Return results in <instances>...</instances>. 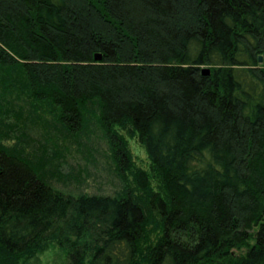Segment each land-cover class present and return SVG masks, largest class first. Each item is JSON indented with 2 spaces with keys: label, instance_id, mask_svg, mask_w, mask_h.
Listing matches in <instances>:
<instances>
[{
  "label": "trees",
  "instance_id": "1",
  "mask_svg": "<svg viewBox=\"0 0 264 264\" xmlns=\"http://www.w3.org/2000/svg\"><path fill=\"white\" fill-rule=\"evenodd\" d=\"M70 148L111 191L83 188ZM49 247L264 264V0H0V264Z\"/></svg>",
  "mask_w": 264,
  "mask_h": 264
},
{
  "label": "rangeland",
  "instance_id": "2",
  "mask_svg": "<svg viewBox=\"0 0 264 264\" xmlns=\"http://www.w3.org/2000/svg\"><path fill=\"white\" fill-rule=\"evenodd\" d=\"M127 140V147L130 151L131 158L135 165L140 166L142 168H145L147 165V160L144 154L143 149L140 147V145L137 143L135 138H126ZM99 144L102 145L100 142ZM100 145V146H101ZM102 148L100 147V150ZM84 150L82 149H75L70 148L69 152L65 154V162L68 163V165L73 168V170H82V173H85L84 175V182H83V188L88 192H94V191H103V192H109L113 188L111 185V181L113 180L112 175L104 170L105 165H102L101 162L104 161V159L101 156H98L100 154H95V160L96 163H89L86 162L83 159V155L85 154L82 152ZM103 167V168H102ZM64 171L68 170V166H65ZM77 172V171H76ZM61 254L58 253V250L56 247H49L46 250H44L42 253L38 254L36 259L34 260V264H56L61 260Z\"/></svg>",
  "mask_w": 264,
  "mask_h": 264
},
{
  "label": "water",
  "instance_id": "3",
  "mask_svg": "<svg viewBox=\"0 0 264 264\" xmlns=\"http://www.w3.org/2000/svg\"><path fill=\"white\" fill-rule=\"evenodd\" d=\"M93 58H94V60H99L100 59L99 53H95ZM257 60H258V62H261V56L260 55L257 56ZM200 72L203 75H207V74H209V68L207 66H203L200 68Z\"/></svg>",
  "mask_w": 264,
  "mask_h": 264
}]
</instances>
